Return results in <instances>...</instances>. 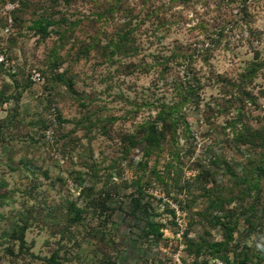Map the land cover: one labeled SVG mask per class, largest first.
<instances>
[{"label":"rangeland","instance_id":"rangeland-1","mask_svg":"<svg viewBox=\"0 0 264 264\" xmlns=\"http://www.w3.org/2000/svg\"><path fill=\"white\" fill-rule=\"evenodd\" d=\"M130 22L137 51L114 50ZM181 47L201 103L148 154ZM263 63L264 0H0V264H264V144L237 141L264 131Z\"/></svg>","mask_w":264,"mask_h":264},{"label":"trees","instance_id":"trees-1","mask_svg":"<svg viewBox=\"0 0 264 264\" xmlns=\"http://www.w3.org/2000/svg\"><path fill=\"white\" fill-rule=\"evenodd\" d=\"M57 21L50 19L49 17H40L35 20V28L38 32L42 35H48L51 32V26L55 25ZM130 23L122 25L117 33V39L114 40V50H123L126 51L134 50L137 51V48L133 44V37H135L134 32L136 28L129 27ZM210 47H206V51H208ZM195 48L189 49L180 48L176 53L179 55V60L184 65V75L179 79L178 82H175V88L177 90L178 100L170 104H163L161 108L158 110L157 115L153 120L148 121L145 124L143 129V137L142 140L145 141V145L148 147V154L153 153L154 151L162 150L165 147L166 140H167V133L170 131L173 137H176L177 130H178V122L183 121L180 113L183 110V106H185L189 102H193L196 105L201 103L200 100V93L199 89L202 88V79L195 73H191L190 65L197 60V54L195 52ZM177 55V56H178ZM207 52H201L200 56L204 57V60L208 62L209 57L207 56ZM256 59H261L260 52H257ZM169 60L165 63H162V71L161 75L163 78H166V75L170 74L172 67L169 66ZM264 64V63H263ZM261 63L260 62H253L251 66L248 68V72L245 74L249 77H253L257 70H259ZM222 76V75H220ZM247 131L252 129L251 126L246 127ZM264 131L256 130L255 132L250 133H242L237 137V141H242L243 143L252 142L254 140H258L260 138V142L264 144L263 134ZM257 138V139H256ZM264 146V145H263ZM259 175L264 176V165L260 166ZM134 203L136 206L139 205L140 200L138 198H134ZM135 210L136 207H135ZM139 210V209H138ZM81 209L74 207V219L78 220L81 217ZM162 224L155 222V221H147V225L143 230V234L145 237L155 236L160 237L162 236L161 231ZM232 228H229L228 233L232 234ZM22 243L25 242L24 233H22ZM226 243H214L212 247L225 246ZM222 260L228 262V264H248L250 261V256L248 253H242L234 260L229 259L227 256H222ZM107 264H124L118 263L114 260H109Z\"/></svg>","mask_w":264,"mask_h":264},{"label":"built area","instance_id":"built-area-1","mask_svg":"<svg viewBox=\"0 0 264 264\" xmlns=\"http://www.w3.org/2000/svg\"><path fill=\"white\" fill-rule=\"evenodd\" d=\"M19 6V2H7L4 6V9L7 11H10L12 9H15ZM13 25V19L12 17H9V24H8V29H10ZM219 264H228L225 262H220Z\"/></svg>","mask_w":264,"mask_h":264}]
</instances>
